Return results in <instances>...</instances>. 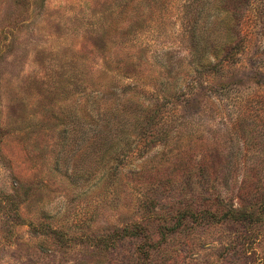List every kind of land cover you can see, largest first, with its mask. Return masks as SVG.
<instances>
[{"label": "rangeland", "instance_id": "rangeland-1", "mask_svg": "<svg viewBox=\"0 0 264 264\" xmlns=\"http://www.w3.org/2000/svg\"><path fill=\"white\" fill-rule=\"evenodd\" d=\"M0 264H264V0H0Z\"/></svg>", "mask_w": 264, "mask_h": 264}, {"label": "trees", "instance_id": "trees-1", "mask_svg": "<svg viewBox=\"0 0 264 264\" xmlns=\"http://www.w3.org/2000/svg\"><path fill=\"white\" fill-rule=\"evenodd\" d=\"M240 2H246V0H239ZM239 12L237 9L231 10L229 9L227 12L226 17L224 18V21H228V25L225 26L226 29V40L221 43L217 44L216 48L211 54H214V58H219L218 63L227 61L231 55L234 54V51L236 49V46L239 45V35H241V28H240V21L238 18H236V15L239 16ZM210 56H207L205 58H202L198 63H200V66H206L212 68V58H209ZM230 216L237 218V219H245L250 216L247 211L242 210H233L230 213Z\"/></svg>", "mask_w": 264, "mask_h": 264}]
</instances>
